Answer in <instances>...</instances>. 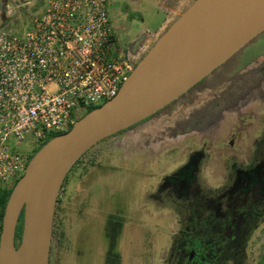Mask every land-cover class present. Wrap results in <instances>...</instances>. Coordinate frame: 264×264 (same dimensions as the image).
<instances>
[{"label":"flooded vegetation","instance_id":"obj_1","mask_svg":"<svg viewBox=\"0 0 264 264\" xmlns=\"http://www.w3.org/2000/svg\"><path fill=\"white\" fill-rule=\"evenodd\" d=\"M114 1L108 0L109 10ZM132 3L117 1L124 17L114 48L134 67L163 23L152 31L141 27L143 16ZM39 144L24 148L27 162ZM107 147L125 156L128 178L143 190L131 204L134 212L174 216L167 264L234 260L264 216V32L157 112L97 142L78 163L86 167ZM129 214L108 217L113 230Z\"/></svg>","mask_w":264,"mask_h":264},{"label":"water","instance_id":"obj_2","mask_svg":"<svg viewBox=\"0 0 264 264\" xmlns=\"http://www.w3.org/2000/svg\"><path fill=\"white\" fill-rule=\"evenodd\" d=\"M263 32L264 0H193L161 32L116 95L47 140L29 159L4 207L0 264H49L57 197L77 159L103 138L157 112Z\"/></svg>","mask_w":264,"mask_h":264},{"label":"built area","instance_id":"obj_3","mask_svg":"<svg viewBox=\"0 0 264 264\" xmlns=\"http://www.w3.org/2000/svg\"><path fill=\"white\" fill-rule=\"evenodd\" d=\"M114 43L108 0H45L25 30L0 28V189L26 168L21 144L116 95L133 66Z\"/></svg>","mask_w":264,"mask_h":264},{"label":"rangeland","instance_id":"obj_4","mask_svg":"<svg viewBox=\"0 0 264 264\" xmlns=\"http://www.w3.org/2000/svg\"><path fill=\"white\" fill-rule=\"evenodd\" d=\"M117 1L109 10L116 33L121 29L123 15ZM143 16L141 27L154 30L163 23L160 33L193 0H126ZM45 0H0V28L16 32L25 30L32 15L40 12ZM165 20V21H164ZM260 39L259 42H261ZM84 115V114H83ZM82 114L78 113L77 119ZM122 137V134H119ZM110 140H105L104 143ZM103 143V144H104ZM32 141L21 144L24 149ZM32 157V156H31ZM136 160H146L140 156ZM166 163L167 157H159ZM155 160V159H154ZM126 158L116 148H104L86 167L75 164L59 191L51 236L49 264H167L170 239L176 230L174 216L167 211L139 214L132 209L142 189H135L125 169ZM117 165L116 170L101 165ZM144 179V178H143ZM141 179L137 180L138 184ZM136 205V204H134ZM140 207V204L138 205ZM128 211L126 223L115 227L111 221L118 212ZM138 211V210H136ZM112 213V214H111ZM109 215V216H108ZM114 231L113 246L107 233ZM264 253V216L249 234L234 260L224 264H258Z\"/></svg>","mask_w":264,"mask_h":264},{"label":"trees","instance_id":"obj_5","mask_svg":"<svg viewBox=\"0 0 264 264\" xmlns=\"http://www.w3.org/2000/svg\"><path fill=\"white\" fill-rule=\"evenodd\" d=\"M99 106V105H98ZM95 107H97V106H95ZM95 107H91L90 109H88L87 110V112L88 111H90V110H92L93 108H95ZM53 137V136H52ZM52 137H49V139L50 138H52ZM49 139H47V140H49ZM46 140V141H47ZM46 141H44V142H42V143H40L39 144V146L36 148V150L34 151V153L46 142ZM87 152V151H86ZM83 156V155H82ZM81 156V157H82ZM80 157V158H81ZM80 158L79 159H77V161L72 165V167L69 169V171L74 167V165L75 164H77L79 161H80ZM69 171H68V173H69ZM68 173H67V175H66V177H65V179H64V182L66 181V179H67V177H68ZM16 182V181H15ZM64 182H63V184H64ZM63 184H62V186H63ZM14 185V184H13ZM13 187V186H12ZM12 187H10V188H8V189H0V228H1V219H2V215H3V211H4V207H5V204H6V201H7V199H8V196H9V194H10V192H11V189H12ZM62 188V187H61ZM59 200V194H58V197H57V201ZM55 210H56V207H55ZM54 214H55V212H54ZM53 221H54V218H53ZM22 226H23V210L20 212V215H19V217H18V221H17V224H16V227H15V244L17 245L18 243H19V241H20V238H21V234H22ZM54 232V230L52 229V233ZM49 262H50V259H49ZM258 264H264V253H263V255L261 256V258H260V260H259V262H258Z\"/></svg>","mask_w":264,"mask_h":264}]
</instances>
